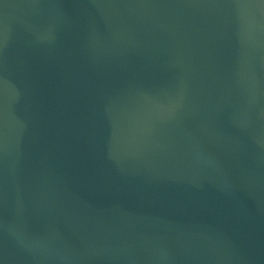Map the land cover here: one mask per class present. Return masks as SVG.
<instances>
[{
	"label": "water",
	"instance_id": "1",
	"mask_svg": "<svg viewBox=\"0 0 264 264\" xmlns=\"http://www.w3.org/2000/svg\"><path fill=\"white\" fill-rule=\"evenodd\" d=\"M0 264H264V0H0Z\"/></svg>",
	"mask_w": 264,
	"mask_h": 264
}]
</instances>
